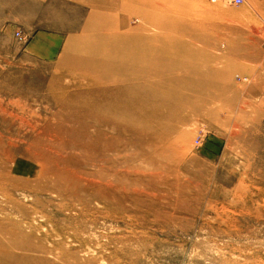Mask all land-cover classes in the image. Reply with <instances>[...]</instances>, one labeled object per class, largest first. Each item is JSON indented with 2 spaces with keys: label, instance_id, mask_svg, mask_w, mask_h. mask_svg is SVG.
Listing matches in <instances>:
<instances>
[{
  "label": "rangeland",
  "instance_id": "374dc122",
  "mask_svg": "<svg viewBox=\"0 0 264 264\" xmlns=\"http://www.w3.org/2000/svg\"><path fill=\"white\" fill-rule=\"evenodd\" d=\"M183 1L198 2L186 11L177 9L176 15L160 6L164 2L138 0L118 12L125 23L121 29H137L135 34L143 36L142 28H150L140 16L143 9L155 12L158 19L170 17L173 26L164 29L162 38L192 41L202 50L201 58L189 63L178 57L176 64H186L185 71H178L210 87L196 92V84L190 85L195 102L185 105L186 120L174 124L161 114L148 121L152 133L168 134L167 143L157 147L169 153L162 169L155 160L149 167L137 165L139 159L129 165L120 160L126 197L108 207L91 201L79 216L75 211L84 209L82 198L73 199L64 190L56 195L39 189L42 179L9 177L15 164L11 160L23 167L30 163L29 154L43 170L55 168L36 153L31 135L47 124L57 127L61 120L65 127L74 126L85 116L77 105L87 101L104 103L108 95L124 101L117 94L121 82L107 78L92 87L86 81L99 68L78 65L84 40L92 33L87 29L90 0H0V121L9 125L5 129L0 124L6 150L0 152V231L30 234L31 228L40 227L31 229L33 243H28L37 248L39 238L45 239L41 244L46 249H57L48 255L59 254L56 264H264V1ZM162 57L158 71H176ZM99 90L107 96L95 97ZM136 107L139 118L141 111L146 119L158 112ZM182 133L186 140L177 144L178 151L168 149L166 145ZM53 139L58 151L60 138ZM132 141L130 135L122 136L115 153L133 152ZM134 164L144 171L136 172ZM64 204L72 210L59 208ZM76 238L82 241L73 242ZM67 250L74 256L68 258Z\"/></svg>",
  "mask_w": 264,
  "mask_h": 264
},
{
  "label": "bare ground",
  "instance_id": "6f19581e",
  "mask_svg": "<svg viewBox=\"0 0 264 264\" xmlns=\"http://www.w3.org/2000/svg\"><path fill=\"white\" fill-rule=\"evenodd\" d=\"M90 1L93 11L90 15L91 19L87 24V29L89 28L92 33L89 36L87 35L88 39L85 38L84 40L85 46L83 56L80 62H78V65L89 66L93 64L99 68L95 70L92 77H90L91 75L89 76L91 81H86L88 84H91L92 87L101 86L103 80L107 78L115 80L114 82L117 81V83L121 82V85L118 86L119 90L117 94L123 95V98L126 99L124 101H119L114 95L107 96L106 93H103L104 90H99L95 97L103 99L106 95L109 100L104 103H97L94 101L90 103L91 101L89 100V104L87 101L84 105H77L82 110V115L85 116L80 118L81 120L74 126L67 125V127H65L63 123L66 121L61 120L57 127L47 124L44 126V130L41 129L40 132L37 130L36 134L31 135V144L33 147H37L36 153L44 159L53 162L55 168L46 169L45 167L43 170L39 161L32 158L31 155L26 154V158L30 163L22 162L24 166L21 167L14 161V158H12L11 161L15 162V164H12V168L8 172L9 177L11 176L17 180L42 179L45 183L43 182L44 184H42L39 189L44 188L47 191L53 190L52 192L56 195H61L64 190L68 191L73 199L79 200L82 198L83 202H81V204L83 203L84 209L75 211L76 213L79 212V216L83 215L84 211L90 207L91 201H95L96 203L102 202L105 207H108L111 203L113 205L115 203L118 204L126 197L125 194H127L128 188H126L125 185L126 179L123 176L124 174L122 175V172L118 169V162L120 160L129 165L139 159L141 162L136 164L140 167H143V163L149 167L150 162L155 160L156 165L162 169V164L169 156V153L163 148L158 149L157 147L164 142L167 143L166 135L168 134L165 135L160 132H158V134L152 133L151 129L153 126L151 122L148 121H150V119L154 121L159 118L161 114H165L166 118L170 120V122L173 121L174 124L178 121L186 120L185 105L195 102V93L191 90L190 85L193 83L196 84V92L205 91L210 87L207 81L198 82L194 79L195 77H184L182 73L178 71H185L184 68L186 67L184 62L176 64L175 61L178 60V57L180 59L183 58L184 61L189 63L200 59L202 50L195 47L196 45H192V41L186 43L184 40L185 42L181 43L175 40L168 41L167 38H162V33L165 34L163 31L169 30L173 23L170 17H166L168 15L167 13H169L168 11L166 13L167 15H164L166 18L158 19L159 17L156 18L155 12L141 9L140 16L142 21L144 25L150 26V28L145 30L141 27L142 30H144V34H142L143 36H138V33L135 34V30L137 29H121L125 26V23L123 22L124 20L118 16V12L125 11V9L132 4H137L138 0H123L118 3L113 0L110 3L106 0ZM143 1L145 0H142V2ZM146 1V4L158 3V1L164 2V4L162 3L163 6L162 4L160 5L161 7H165L166 5L165 8L173 9L176 12L177 9L186 11V9L188 10L194 3L197 4L198 2H193V4L190 2L191 4H189L183 0ZM199 4L201 3L199 2ZM156 7H159V5ZM162 10L164 11V9ZM158 11L160 10L158 9ZM178 12L175 14L178 15ZM176 18L178 20V16ZM173 21H175V18ZM152 31L154 34H151ZM190 35L195 36L194 33H190ZM164 39L166 41H164ZM140 41H142V43L137 45ZM148 42L149 44H147ZM96 50L98 52H96ZM95 53L97 55H94ZM159 56L166 61L169 68L172 66V70L175 68L176 71L165 70L163 73L158 71V69L161 68L158 66L160 64L158 63ZM196 75L197 73H191V76ZM136 105L142 110L151 107L154 110H158V112H151V114L154 115L147 118V120L141 111L142 118H139L135 115L134 109H137ZM0 124L4 126L5 129L9 127L7 121H0ZM103 125H105L106 128H104ZM35 126H37V124ZM32 129L34 130L36 127ZM164 130H167V127H165ZM125 135H130L133 139V152L131 151L124 155L116 154L115 152L121 144V137ZM54 136L60 138L58 151L55 148ZM45 137L47 138L45 139ZM176 137L177 140L172 139L166 145L168 149L170 148L173 151H178L177 144H183L186 140V135L183 133ZM2 142L0 136V152L3 151L6 153ZM143 148L147 150V153H143ZM137 165L134 164L133 166L136 172L144 171L142 168L137 167ZM132 171L133 170H130V172ZM20 173L27 174L23 175ZM135 181H137V179H135ZM15 182L17 184L21 181ZM96 205L98 206V204ZM59 208L68 211L72 210L71 207L68 208L65 204ZM67 217L69 218V216ZM39 228L40 227H37L35 229L37 230ZM31 229L35 230L33 228ZM31 229L28 231L30 234H27V231L22 232L23 230L17 231V233H12L8 229H2L0 231V264H56L55 258L59 256V254L56 255L55 258L52 256L54 260L52 257H48V255L50 256V254H52L51 251L54 250L55 252L57 249L53 248L51 251L49 250L50 248L46 249L41 244L42 240L45 239L39 238V246H37V248L28 243L31 242ZM74 233L75 232H73V234ZM41 234H39V236ZM17 238H23L24 241H17ZM75 240L78 242L82 241L80 238H76L73 242ZM35 241H37V239ZM58 244L64 245L59 242L55 245ZM57 248L61 251V247ZM63 248L65 249L68 247L65 245ZM72 251H66V253H69L67 256L68 258L74 256L72 255L74 254ZM74 264L77 263L74 262Z\"/></svg>",
  "mask_w": 264,
  "mask_h": 264
},
{
  "label": "built area",
  "instance_id": "2783aa9c",
  "mask_svg": "<svg viewBox=\"0 0 264 264\" xmlns=\"http://www.w3.org/2000/svg\"><path fill=\"white\" fill-rule=\"evenodd\" d=\"M237 1H240V0H237ZM237 3H239V2H237ZM16 38L19 39V40H22L23 39V36H22L21 33L17 32L16 33Z\"/></svg>",
  "mask_w": 264,
  "mask_h": 264
}]
</instances>
